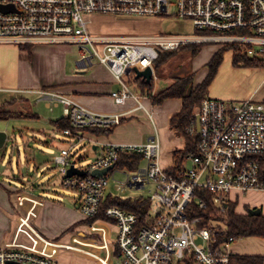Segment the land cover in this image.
I'll list each match as a JSON object with an SVG mask.
<instances>
[{"label":"built area","instance_id":"1","mask_svg":"<svg viewBox=\"0 0 264 264\" xmlns=\"http://www.w3.org/2000/svg\"><path fill=\"white\" fill-rule=\"evenodd\" d=\"M0 6L13 7L8 12L0 10V45H78L83 67L98 61L121 85V91L112 93L116 104L133 99L138 103L136 110H145L150 119L152 112L124 81L130 68L150 67L156 79L154 65L162 53L211 43L236 46L240 54L264 61V0H0ZM170 13L191 22L197 34L103 35L90 31L92 16L163 18ZM21 93L37 95L51 111L62 107L64 118L79 131L76 135L71 129L62 133L77 142L84 139L81 130L109 129L124 116L96 113L51 89ZM194 116V128L189 131L198 136V152L187 156L176 176L161 165L158 134L144 144L105 145L83 176H67L72 165L77 168L71 150L63 149L55 156L64 175L63 185L79 195L80 211L90 219L100 213L115 167L105 176H93V171L116 166L121 153L142 155L144 167L116 190L126 193L151 186L146 225H139L136 214L113 206L106 211L111 222L98 221L87 227L90 235L99 236L100 243L87 240L84 234L74 235L70 242L52 241L34 225L43 203L23 195L18 209L29 208L19 215L13 238L0 245V264H63L61 253L89 256L86 251L92 252L89 257L97 264H231L237 239L228 236L229 206L234 203L230 194L234 190L264 191L257 159L264 155V102L207 97ZM197 189L208 193L216 210L206 225L205 218L194 216L191 208L196 202L200 210H208L207 195L198 197ZM114 234L117 239L112 242Z\"/></svg>","mask_w":264,"mask_h":264},{"label":"crops","instance_id":"2","mask_svg":"<svg viewBox=\"0 0 264 264\" xmlns=\"http://www.w3.org/2000/svg\"><path fill=\"white\" fill-rule=\"evenodd\" d=\"M110 18L117 19L115 17ZM159 19L162 18H148L144 21L127 19L126 21H119V23L133 24V27L129 29L130 32L136 31L138 29L136 27L141 25V27H143L142 31H148L147 33H161V29L150 28L149 26L157 22ZM144 34H146V32ZM52 46L59 47L61 45H0V106L5 105L6 110L8 111L24 114L31 103L30 97H25L27 94L24 95L21 91L51 89L73 98L77 103L96 113L104 115L124 114L121 123L112 127L110 133H83L84 139L92 142L94 144V150L99 153L94 161L103 154L104 146L107 144H144L158 134L162 144L161 165L166 169L172 168L173 152L178 149L180 145V137L171 130L169 123L172 116L180 111L182 101L180 99H168L161 105H156L153 103L151 96L137 93L141 96V101L145 109L152 112L153 119H150L145 110H136L138 103L133 99L127 100L125 105L116 104L112 97V93L121 91V85L115 81L110 71L102 65L101 66L112 76L113 81H104L102 79H98L97 81H79V78L76 75H66L68 74L67 70L63 72L62 69L59 73L50 72L44 75L41 67L42 64L46 62V59L51 63V71L53 64H57L53 62L55 57L61 59L59 64L63 63L60 53L54 55L55 50ZM49 52L55 57H47V55H50ZM211 59L212 58H210V60ZM80 61L81 58L80 60H71L68 63L71 70L75 67V64L78 69H87L91 67H83ZM22 72L24 74L23 76L28 75L29 79L32 81H21V77H23L21 75ZM77 74L79 75V72ZM207 74L208 70L204 78L199 82L194 83V86H198L202 83ZM50 76H52V78ZM172 84L173 81H168L166 79H154L152 95L154 96L161 93ZM132 90L134 91L133 88ZM14 94L20 95V97H13L10 100H7L9 95ZM208 97L227 102H242L250 99L256 102H264V67H235L233 65V53L229 52L225 54L219 72L209 88ZM37 102H39L38 99ZM34 104L35 103L32 104V107ZM156 112L158 114L157 118L154 114ZM33 116L35 118L39 117L38 114H33ZM0 131L7 133L6 128H1ZM2 149H0V176L4 164L1 155ZM79 161H81V159H79ZM77 168L85 170L82 167ZM129 190L130 189H128L126 193H123L122 191L116 190L115 187L113 192L107 190L108 192L106 195L109 193L117 195L121 193L125 197H128L126 195L130 192ZM131 190V192L137 193L141 191L136 189ZM23 195H28L29 197L43 203V205L37 210L38 216L36 220H34V225L39 233L45 238L47 235L53 238L58 237L63 232L73 227H75V231H79V229L83 227L79 226V223H81L79 222V214H81V211L79 208L80 198L77 193L72 200V204H69V207H66L67 204L60 202H47L43 198L38 197L25 189L17 191L7 187L0 177V219L2 221V227L0 229V245L9 242L13 238L20 218L19 215L29 208L28 205V208L25 207L21 210L18 209V199ZM58 212L62 214L57 218V216L55 217L54 215ZM80 235L82 234L80 233ZM232 251L234 256L250 255L264 257V239L259 237L241 239L233 245ZM86 252L91 256L92 252Z\"/></svg>","mask_w":264,"mask_h":264},{"label":"rangeland","instance_id":"3","mask_svg":"<svg viewBox=\"0 0 264 264\" xmlns=\"http://www.w3.org/2000/svg\"><path fill=\"white\" fill-rule=\"evenodd\" d=\"M174 8H171V12ZM111 16H92L90 23V31L92 34L103 35H130V34H148V31H142L141 25L137 26L136 31L130 32L129 29L133 27L130 24H120L119 21H126L129 18H110ZM120 19V20H118ZM133 21H144L148 18H130ZM157 23V24H156ZM150 28L161 29L163 33L169 34H197V31L192 26L191 22L179 20L174 15L166 14L162 19L157 20L154 24L149 25ZM141 29V30H140ZM152 30V29H151ZM151 32V31H150ZM55 50L54 55L60 53L63 60L62 64H59L61 59L55 57L53 54L47 55V57L53 56V68L51 71V63L49 61L42 64V70L44 75L50 72H57L62 69L63 72L67 70L66 75L74 74L79 81H97L102 79L104 81H113L109 72L103 68L98 61L94 62V65L87 69H78L77 65L71 70L68 64L71 60H80L81 53L78 45H61L52 46ZM200 53L191 59H182L180 55L173 56L168 62L162 66V74H157L156 78L166 79L172 81L170 78V72L175 69V76L185 74L187 72H194L195 81L202 80L208 70V62L214 54L221 50L224 45L218 43L205 44L201 46ZM53 51V50H52ZM229 53V52H227ZM226 53V54H227ZM52 60V59H51ZM130 68L124 81L130 80ZM79 72V75L77 74ZM56 73V74H57ZM28 74V73H26ZM24 75L23 72L21 74ZM31 77V76H30ZM46 77V76H45ZM52 78V76H50ZM32 78V77H31ZM21 81H32L28 75L21 77ZM25 95V94H24ZM13 97H20V95H9L7 100ZM25 97H30L31 105L27 107L25 113L31 115L38 114V118H20L11 119L7 122L0 123V129L6 128L8 140L5 147L2 149L3 167L1 179L5 182L7 187L14 190L25 189L32 192L38 197L43 198L45 201L54 203L60 202L72 204V200L76 196L75 191L67 189L63 185L64 175L59 172V166L54 162L55 156L60 154L61 151L69 149L72 152L74 158L72 161H77V167L87 169L93 162L95 157L99 154L94 150V144L87 139H83L81 142H77L69 136H65L59 131L51 121L64 118V111L62 107L56 108L53 111L47 106L45 102H37L38 96L34 94H27ZM36 101V102H35ZM34 106L32 107V104ZM155 117H158L157 112L154 113ZM155 118V119H156ZM142 123V121H141ZM83 136V133L81 132ZM147 141V139H146ZM178 149H183V138L179 140ZM81 159V161H79ZM191 163H188L190 166ZM144 167V165H142ZM166 169V168H165ZM137 171L130 170H114L113 178L110 180L108 191L113 192L115 187L120 184H124L128 181V178L133 176ZM107 191V192H108ZM128 197H148L150 195L151 186L145 190H141L139 193L131 192L129 190ZM15 192V191H14ZM118 195H122L119 193ZM124 197V195H122ZM230 197L237 206L238 213L249 212L251 209H261L264 214V191H249L241 192L234 190L231 192ZM15 201V200H14ZM13 201V202H14ZM73 209V208H72ZM248 209V210H247ZM62 213H56L54 216L57 218ZM79 222L85 220L84 216L79 214ZM83 226L79 231H73L66 233L63 232L58 237L46 236L52 241L70 242L72 237L76 234L86 235L87 240H97L100 243L99 236L90 235L88 226ZM2 227V221L0 219V229ZM117 239V235L114 234L111 238L112 242ZM104 256V254H102ZM93 258L85 256L79 252H63L60 255V261L63 264H97Z\"/></svg>","mask_w":264,"mask_h":264},{"label":"trees","instance_id":"4","mask_svg":"<svg viewBox=\"0 0 264 264\" xmlns=\"http://www.w3.org/2000/svg\"><path fill=\"white\" fill-rule=\"evenodd\" d=\"M202 45H190L184 46L176 51L164 52L159 59L155 62V71L157 74H162V66L168 62L173 56L180 55L182 59H191L196 57L202 47ZM236 46H226L219 50L208 63V74L198 86H194L195 75L194 72H187L182 75L175 76V69L170 72V78L173 84L167 89L157 95H152L154 89V79L151 82H147L142 78H137L134 71H131L130 80L127 82L130 87L134 89L136 93L151 96L153 103L161 105L168 99H180L182 106L179 112L172 116L169 126L180 138H183V149H176L173 152V167L168 170V173L176 176L185 166L186 158L189 154L198 152V136L192 135L189 131L194 128L193 122L195 119V109L200 106L202 101L208 97V91L217 76L219 69L223 63L224 55L227 52L233 53V65L241 68H261L264 67V61L258 58H250L246 55H242L238 52ZM35 118L31 114L14 113L6 110V106H0V123L7 122L14 118ZM59 131L71 129L73 135H76L79 131L74 129L69 120L60 118L51 122ZM80 132H93V133H110L109 129H84ZM261 163V173L264 179V155L257 157ZM144 157L135 153H121L118 162L116 163L115 170H130L138 171L143 163ZM196 195L198 197L205 198L208 204V210H200L196 202L191 204L194 216H202L205 218L203 225H206L208 219L216 214V210L209 201L208 193L202 189H197ZM151 200L149 197H123L114 193H109L105 196L100 213L98 216L90 219H85L79 223V226H90L98 221L111 220L106 216V211L110 207H118L136 214L139 219V225H146L149 210L151 208ZM248 210V209H247ZM228 236H234L237 242L244 238L259 237L264 239V214L260 216H253L248 211L245 213H238L236 203H230L229 216H228ZM75 227L69 229L66 233L73 232ZM117 255V250H116ZM231 264H264L263 256H234L232 257Z\"/></svg>","mask_w":264,"mask_h":264},{"label":"water","instance_id":"5","mask_svg":"<svg viewBox=\"0 0 264 264\" xmlns=\"http://www.w3.org/2000/svg\"><path fill=\"white\" fill-rule=\"evenodd\" d=\"M0 10L4 11V12H8L10 10H13V7H11V6H7V7L0 6ZM133 71L136 74L137 78H142V79L146 80L148 83L151 82L153 79V70L150 67L145 69V70H142V71L139 70L138 68H135ZM197 130L198 131L200 130V119H199V117H197ZM7 140H8L7 133L4 131H0V149L5 147ZM114 167L115 166L113 165V166L106 168V169L95 170V171H93L92 175L93 176H105ZM86 174H87L86 171L80 170V169L76 168L75 165H72L71 168L68 170L67 176L68 177H71L74 175L83 176ZM249 214H251L253 216H260V215H262V210L261 209H251V210H249Z\"/></svg>","mask_w":264,"mask_h":264}]
</instances>
